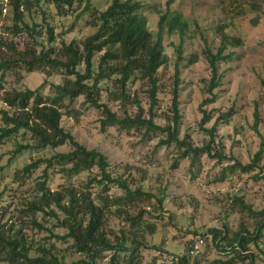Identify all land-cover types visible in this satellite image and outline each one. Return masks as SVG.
I'll return each instance as SVG.
<instances>
[{
  "label": "rangeland",
  "instance_id": "obj_1",
  "mask_svg": "<svg viewBox=\"0 0 264 264\" xmlns=\"http://www.w3.org/2000/svg\"><path fill=\"white\" fill-rule=\"evenodd\" d=\"M110 1L92 0L93 14H82L83 8L74 4L64 16L46 0H29V8L23 5L20 11L23 22L36 29L34 39L26 34L14 35L5 31L6 27L13 24L10 6L8 14L1 18L0 28L2 32L5 31L4 40L14 43L18 51L29 47L38 52L42 43L46 47L54 46L56 58L65 61L61 56L62 42H74L80 50L82 41L96 32L94 20L100 12L105 11ZM137 1L144 5L143 13L153 36L158 31L159 16L165 12L169 1V10L180 13L188 25L181 46V60L178 62V139H185L192 147L205 146L210 137L204 130L212 128L220 115L232 110L227 123L218 121L212 146L218 152L222 150L227 158L233 157L244 165L250 163L261 148L263 153L258 167L249 174L226 173L223 181H218L222 168L232 163L231 161L226 159L220 164L215 159L202 155L196 165L191 166L189 159L178 160L176 164L178 151L173 145L158 147L159 140L165 135L152 133L144 138L142 129L126 132L117 127H106L102 132L100 110L88 107L82 98H78L71 107L79 112L77 116H69L64 113V109L61 110V127L86 149L102 153L107 158L108 171L113 178H121L131 190L140 189L152 196L138 202L133 201L129 205L128 210L133 215L142 209L147 212L143 214V223L138 229L124 225L116 209L120 210L121 207H113L107 214L105 232L112 242L116 238L120 240V230H123L128 246L135 247L134 241L142 243L141 248L133 255L135 264H148L154 259L168 264L173 256L183 255L192 242L195 250L191 253L189 264H226L235 253L217 249L210 235L204 240H200L198 235L210 228L220 230L225 225L231 233L244 230L251 234L257 230L259 222L264 221V181L252 179L256 174L264 176V0ZM47 26L53 29L55 41L52 44L45 34ZM220 32L238 39L239 44L229 47L226 53H231L232 56L218 64L220 79L219 86L213 91L216 95L215 102L204 105L201 109V102L209 97L206 89L210 80V70L203 52L206 47L212 52L216 51ZM179 44V34H169L164 27L162 46L167 63L157 73L159 91L157 104L152 110L154 124L161 127L172 123V90ZM3 53L10 56L8 50L0 48V56ZM100 54L93 58L95 69ZM190 58L191 62L188 61ZM83 68L81 64L76 69L82 72ZM62 72L64 71L59 68L27 72L20 65L7 74L4 91L40 88L43 96H50L54 92L52 86L62 84ZM100 86L113 90L111 81L105 80ZM127 89L131 97L135 95L137 98L143 117L148 118L150 101L146 84L138 79L130 80ZM3 92H0V108L7 109L1 100ZM64 102L66 104L67 100ZM101 102L106 103L118 116L123 115L120 102L108 101L105 92H102ZM202 110L211 116L210 121L204 125H201ZM126 111L129 116L134 117L138 108L130 104ZM255 111L259 116L257 131L253 128ZM1 123L0 121V126ZM29 144H33L32 137L29 133L22 135V132L0 144V205L8 206L2 219L6 223L7 233L23 238L30 257L39 256L38 248H45L67 262L83 259L72 248V240L60 239L66 234V229L61 225L63 215L53 202L50 203V208L58 213L59 219L28 208L30 203L39 199L37 183L43 181L45 165H39L29 175H22V170L35 161L70 152L72 148L67 143L55 149L25 148L15 154L18 146ZM65 168H69V165H53L47 170L46 185L51 192L69 190L77 195L79 201L82 194H89L95 203H98L101 195L115 198L123 194L116 185H109L104 190L96 182V168L78 175H68L66 171H62ZM234 197L241 198L256 215L247 213L237 205L233 206ZM161 198L163 210L157 203ZM68 203L69 197L66 195L62 204L68 206ZM44 209L48 211L47 208ZM147 223L155 227L153 232L146 227ZM247 249L246 252L241 251V254H251L254 264H264V230L255 244L247 245ZM111 256V252L101 254L97 264H109ZM112 258L117 264H128V255L118 254ZM217 261L220 263H216ZM233 264H249V261H235Z\"/></svg>",
  "mask_w": 264,
  "mask_h": 264
},
{
  "label": "trees",
  "instance_id": "obj_2",
  "mask_svg": "<svg viewBox=\"0 0 264 264\" xmlns=\"http://www.w3.org/2000/svg\"><path fill=\"white\" fill-rule=\"evenodd\" d=\"M46 1L51 3L58 13L64 16L73 8L74 4L83 8L82 14L88 12L90 14L94 13L92 0ZM8 3L12 7L13 24L11 27H6L5 31H10L14 35L26 34L31 39H34V34L37 33L36 29L29 27L28 24L23 22V14L20 11V7H23V5L27 9L29 8V0H8ZM170 3L171 1L167 2L165 12L160 14L157 23L158 31L153 36L148 29L147 18L143 13L144 5L140 1L111 0L105 11L100 12L97 15V19L94 20L97 27L96 32L82 41L80 50L78 46H75L74 42H70L69 44L62 42L61 56L66 59L65 61L56 58L55 53L57 52L54 46L46 47L41 43L38 52L35 48L29 47L20 52L16 49L14 43L7 42L0 35V48L8 50L10 53V56H5L4 53L0 56V92L4 91L7 74L14 71L20 65L27 72L45 68H59L64 71L62 72V84L53 85L54 92L50 96H43L40 88L3 92L1 100L7 109L0 108V121L2 122L0 126V144L19 132H22V135L29 133L33 139V144L18 146L15 154L25 148L35 150L45 148L55 149L67 143L70 144L72 148L70 152L56 154L49 159H39L26 166L22 170V175H29L39 165H45L43 181L37 183L40 195L39 199L30 203L28 208L31 211H39L59 219L58 213L50 208V203L53 202L58 211L63 215L61 225L66 229V234L60 239L72 240L74 251L83 256V259L67 262L65 259L55 256L50 249L38 248L40 255L30 257L28 255L29 249L25 246L23 238L7 233L6 223L2 219L8 206L0 205V262L6 264H97V260L101 254L111 252L112 256L109 264H117L112 257H116L118 254L128 255V264H135L133 255L141 248L142 243L134 241L135 247L128 246L124 239L123 230H120L122 233L120 240L116 238L112 242L105 232L107 214L110 213L111 208L121 207L120 210L116 209L122 217L124 225L138 229L143 223V214L147 212L145 209H142L139 213L133 215L128 210L129 205L133 201L138 202L152 196L143 193L140 189L131 190L124 180L118 177L113 178L108 171L109 164L107 158L102 153L95 149H86L61 127L62 109L69 116H77L79 114L78 111L71 108L78 98H82L83 103L88 107L100 110L102 115L100 120L102 132H104L106 127H117L118 130L126 132H130L133 129H142V136L144 138L149 137L152 133L165 135L163 139L159 140L158 147L173 145L178 151V158L175 160L176 164L178 160L189 159L191 166L196 165L202 155H207L220 164L226 159L231 161L232 163L222 168L218 181H223L226 173L235 174L238 172L249 174L258 167L259 158L263 153L261 148L254 155L251 162L244 165L233 157L227 158L222 150L218 152L212 146L214 143V131L218 121L227 123L231 117L232 110L220 115L219 120L213 124L212 128L204 130L210 137L208 144L205 146L192 147L185 139H178V62L181 60V46L188 25L180 13L169 10ZM1 7L2 4L0 2V22L2 18ZM164 27L169 34L173 32L179 34L180 44L177 47L178 60L174 68L175 81L171 103L172 123L161 127L154 124L152 110L157 104V93L159 91V77L157 73L167 63L162 46ZM45 34L48 42L52 44L55 41V37L53 29L50 26L46 27ZM219 35L220 40L216 51L212 52L206 47L203 52L209 66L210 80L206 89L209 97L201 102V109L204 105L215 102L216 95L213 91L219 86L220 79L218 64L232 56L231 53H226L229 47H235L239 44L238 39L228 37L223 32H220ZM96 54H100V57L95 69L93 58ZM188 61L191 62V58ZM81 64L84 66L82 72L76 69ZM135 79L144 82L147 86L146 92L150 101L148 118L143 117L142 108L135 95L131 97L128 92V82ZM105 80L112 82L113 90H106L100 86V83ZM102 92H105L108 101L120 102L123 109L121 117L112 112L106 103L101 102ZM65 100H67L66 104ZM130 104L138 108V113L134 117L129 116L126 111L127 105ZM202 113L201 125H204L210 121L211 116L210 113L204 110H202ZM258 123V112L255 111L253 128L256 131ZM53 165H69V168L62 170L66 171L68 175H78L83 171L96 168L98 170L96 182L104 190H107L109 185H116L122 190L123 194L115 198L101 195L98 198V203H95L90 199L89 194H82V198L79 201L77 195L69 190L51 192L46 185L48 179L47 170L52 168ZM252 179L264 181V176L256 174ZM66 195L69 197L68 206L62 204ZM162 202L163 198L157 200L161 210H163ZM232 205H237L247 213L256 215L239 197L233 198ZM44 208H47L48 211ZM146 227L149 228L150 232H153L155 229L154 226L148 223ZM256 229L251 234L244 230L231 233L225 225L220 230L215 228L207 229L204 233L199 234L198 238L204 240V238L210 235L217 249L224 252L229 250V253H235V256L226 262V264H233L235 261L240 263L249 261V264H254L252 255L241 254V251L246 252L248 244H255L261 231L264 230V221L259 222ZM222 244L225 245L222 246ZM194 246L192 242L185 249L183 255L173 256L172 261L168 264H189ZM216 263L220 262L217 261ZM148 264L163 263L154 259Z\"/></svg>",
  "mask_w": 264,
  "mask_h": 264
},
{
  "label": "built area",
  "instance_id": "obj_3",
  "mask_svg": "<svg viewBox=\"0 0 264 264\" xmlns=\"http://www.w3.org/2000/svg\"><path fill=\"white\" fill-rule=\"evenodd\" d=\"M0 2H1V4H2V7H1V15H2V17H4V16L7 15L8 12H9V3H8V0H1ZM22 9H23V7L21 6V7H20V10H22ZM0 23H1V22H0ZM0 27H1V26H0ZM0 35H2V36L5 35V34L1 31V28H0ZM194 250H195V246H194V249H193L192 253L194 252Z\"/></svg>",
  "mask_w": 264,
  "mask_h": 264
}]
</instances>
